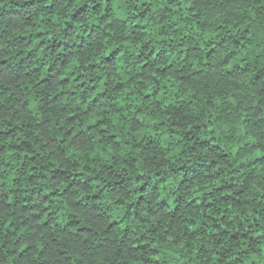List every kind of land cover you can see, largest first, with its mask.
Wrapping results in <instances>:
<instances>
[{
  "label": "clouds",
  "instance_id": "obj_1",
  "mask_svg": "<svg viewBox=\"0 0 264 264\" xmlns=\"http://www.w3.org/2000/svg\"><path fill=\"white\" fill-rule=\"evenodd\" d=\"M0 264H264V0H0Z\"/></svg>",
  "mask_w": 264,
  "mask_h": 264
}]
</instances>
